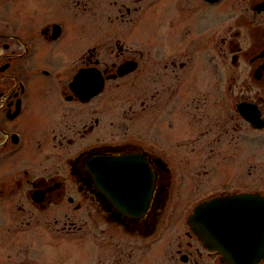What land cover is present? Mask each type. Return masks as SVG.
Returning <instances> with one entry per match:
<instances>
[{
    "label": "flooded vegetation",
    "instance_id": "af4514ba",
    "mask_svg": "<svg viewBox=\"0 0 264 264\" xmlns=\"http://www.w3.org/2000/svg\"><path fill=\"white\" fill-rule=\"evenodd\" d=\"M44 5L127 28H71L62 69L38 65L35 46L61 24L28 35L0 17V255L264 264V0ZM142 5L155 6L143 20L164 14L155 29L130 27Z\"/></svg>",
    "mask_w": 264,
    "mask_h": 264
},
{
    "label": "rangeland",
    "instance_id": "374dc122",
    "mask_svg": "<svg viewBox=\"0 0 264 264\" xmlns=\"http://www.w3.org/2000/svg\"><path fill=\"white\" fill-rule=\"evenodd\" d=\"M129 5V4H127ZM133 6V5H131ZM134 7V6H133ZM139 7V6H138ZM100 13L101 12H110L108 5H100ZM155 6H149V5H142L140 10L137 11L135 16H133V21L130 23L131 28L136 29H146V28H156L157 20L163 19L165 17L163 13L156 12L153 14V16L143 20L145 14H148L151 12V9H154ZM170 6H166L163 10L164 13L171 12L172 8ZM46 7L44 5V0H32L31 4L27 5L25 7V10H21L18 13L17 7L13 8V4L11 0H0V17H2V22L4 24H8L9 26H17L20 31L23 33H26L28 35H32L35 33V30L42 29L43 27L53 24V23H59L64 29L63 37L61 40H59L56 43L53 44H44L42 41L35 40V46H37L36 51L39 53L36 57L38 65L41 66H55V62L57 61L59 64V67L62 69L66 67V59H63L60 57L62 54V51L60 50L59 46L63 44L70 43V39L72 36L71 28L77 29L80 25L82 28L85 29V31L89 30L87 33H91L93 31H98L100 29H122L127 28L124 26V24H120V22H109L101 20L97 16H93V12L88 9L87 12L81 14L82 17H63L62 15H55L53 13H46L45 11ZM169 9V10H168ZM113 9L111 10V12ZM116 12V10L114 11ZM70 14V11L68 12ZM162 15V16H161ZM138 17V18H137ZM101 34V33H99ZM57 45V46H56ZM66 60V61H65ZM171 138L174 140L180 139V135L176 131H170L166 130V128H163V142L164 143H171L169 140ZM234 175L232 172L228 175V177ZM218 178L216 177L213 179V182H218ZM226 177H224L225 179ZM223 179V178H222ZM14 215H21V213H14ZM0 217L3 221L7 220V217H11V214H8L7 211L2 210L0 212ZM9 219V218H8ZM13 258H7L5 254L0 255V264H12ZM42 263H45L46 261L41 259Z\"/></svg>",
    "mask_w": 264,
    "mask_h": 264
},
{
    "label": "snow or ice",
    "instance_id": "6c2138e0",
    "mask_svg": "<svg viewBox=\"0 0 264 264\" xmlns=\"http://www.w3.org/2000/svg\"><path fill=\"white\" fill-rule=\"evenodd\" d=\"M239 23H247V21H246V19H244V18H241L239 21H238Z\"/></svg>",
    "mask_w": 264,
    "mask_h": 264
}]
</instances>
